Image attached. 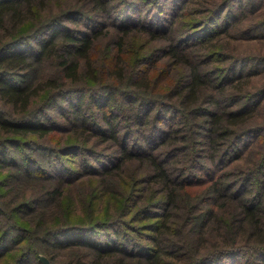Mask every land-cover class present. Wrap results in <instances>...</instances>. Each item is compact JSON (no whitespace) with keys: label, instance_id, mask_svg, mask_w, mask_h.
<instances>
[{"label":"trees","instance_id":"obj_1","mask_svg":"<svg viewBox=\"0 0 264 264\" xmlns=\"http://www.w3.org/2000/svg\"><path fill=\"white\" fill-rule=\"evenodd\" d=\"M262 9L0 0V264H264Z\"/></svg>","mask_w":264,"mask_h":264},{"label":"rangeland","instance_id":"obj_2","mask_svg":"<svg viewBox=\"0 0 264 264\" xmlns=\"http://www.w3.org/2000/svg\"><path fill=\"white\" fill-rule=\"evenodd\" d=\"M262 11H264V9H262ZM264 17V14L261 16V19ZM239 43H241V46H248L250 47L252 50H258L259 47L257 46V44L253 41H240Z\"/></svg>","mask_w":264,"mask_h":264},{"label":"water","instance_id":"obj_3","mask_svg":"<svg viewBox=\"0 0 264 264\" xmlns=\"http://www.w3.org/2000/svg\"><path fill=\"white\" fill-rule=\"evenodd\" d=\"M41 261H43L45 264H51L50 260L43 254L40 255Z\"/></svg>","mask_w":264,"mask_h":264}]
</instances>
